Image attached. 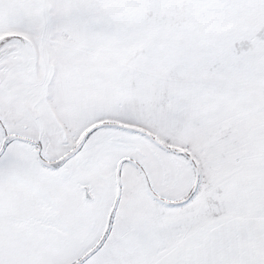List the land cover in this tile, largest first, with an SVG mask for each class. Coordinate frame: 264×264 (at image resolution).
<instances>
[{"label":"snow or ice","instance_id":"obj_1","mask_svg":"<svg viewBox=\"0 0 264 264\" xmlns=\"http://www.w3.org/2000/svg\"><path fill=\"white\" fill-rule=\"evenodd\" d=\"M0 264H264V0H0Z\"/></svg>","mask_w":264,"mask_h":264}]
</instances>
